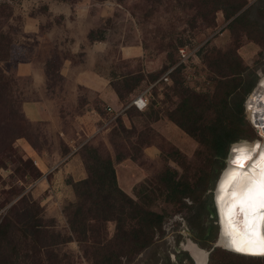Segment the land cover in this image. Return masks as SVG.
Listing matches in <instances>:
<instances>
[{
  "label": "rangeland",
  "instance_id": "1",
  "mask_svg": "<svg viewBox=\"0 0 264 264\" xmlns=\"http://www.w3.org/2000/svg\"><path fill=\"white\" fill-rule=\"evenodd\" d=\"M187 1L0 0V224L7 223L5 230L0 232V264H92L95 253L91 245L95 241L106 244L102 249L104 252L119 254L118 264H195L184 248L187 241L209 252L215 248V259L219 264H264V256H241L216 245L220 227L213 190L227 164L232 145L221 163L213 162L207 148L177 125L189 126V120L177 111L180 94L176 91L179 87H187L200 94L220 95L226 83L217 79L228 67L222 55L234 48L242 63L255 69L258 81L264 73V12L254 23L243 19L241 23L230 25L234 17L226 19L219 10L213 23L205 24L197 19L192 25L195 11L184 7ZM255 1L247 0L239 13ZM37 26L42 31L57 28L59 35L63 30H72L81 36L93 31L97 39H88L89 43L100 45L106 51L96 68L106 74L121 93L120 107L131 124H125L122 119L123 130L117 119V116L121 117L119 113L105 125V132H97L102 127H94L78 138L69 129L65 131L67 136L77 137V143L83 142L78 152L84 166L91 163L87 149L83 148L85 145L96 149L102 157H111L116 164L130 158L134 169L132 182L127 183V168L118 166L119 187L130 186L128 195L143 207L165 215L162 230L156 232L151 244L138 254H128L127 248H120L112 241L116 225L113 220L104 224L88 220L95 227L90 233L93 236L86 242L77 240L69 226L77 200L72 180L66 179L73 194L62 191L56 195L50 188L37 189L41 174L19 141L26 140L32 147L50 152L55 148L65 151V148L63 140L42 123H30L23 116L21 103L33 98L34 92L30 78L15 73V63L26 58L46 59L53 88L63 90L57 74L62 60L77 61L83 55L82 51L70 55L69 36L66 43L37 39ZM54 34L58 35L57 32ZM180 44L190 56L166 82L161 77L177 63ZM129 47H138L140 54L135 58L124 57L121 51ZM149 88V108L143 112L135 107L128 109L131 99ZM78 112L76 108L68 111V115L72 118ZM244 114L246 137L237 142L263 140L245 105ZM105 117L109 119L110 114ZM156 118L170 121L177 132L165 127L164 123L154 125ZM91 133L93 136L87 139ZM146 146L156 148L154 157L143 154ZM168 169L176 170L191 182L199 175L203 176L195 203L187 198L185 205L164 200L160 178ZM202 187L208 189L203 192ZM25 192L30 194L35 206L18 201ZM56 199L59 200L57 204L54 203ZM49 202L53 203L50 207ZM26 206H33L34 214L40 217L37 223L41 232L26 234L22 230L17 212ZM200 227L208 232H201Z\"/></svg>",
  "mask_w": 264,
  "mask_h": 264
},
{
  "label": "trees",
  "instance_id": "2",
  "mask_svg": "<svg viewBox=\"0 0 264 264\" xmlns=\"http://www.w3.org/2000/svg\"><path fill=\"white\" fill-rule=\"evenodd\" d=\"M246 4L247 0H188L184 7L195 11L192 25L197 19L205 24L213 23L215 13L219 10L224 13L226 19L234 17L230 25H236L244 20L254 23L258 20L257 17L264 12V0L255 1L239 13ZM254 13L257 15H253ZM257 29H260V26ZM0 35L2 36V34ZM88 38L90 40L97 39L93 35V31L88 33ZM182 46L180 44L177 50ZM6 56L4 55V57ZM222 57H225L228 67L227 72L222 73L217 79L220 83H226L220 95L213 97L210 93L200 94L187 87L176 89L180 94V104L177 106V111L189 120V126L184 123H177V125L205 146L211 155V160L216 163H221L227 156L231 145L246 137L244 135L247 130L244 99L257 81L255 69L242 63L236 48L229 49ZM180 66L182 63L172 69L169 73V79L170 75ZM114 89L120 98L121 93L116 87ZM148 108L149 104L146 109ZM117 119L121 128L125 130L122 118L117 116ZM83 148L87 149L91 163H86L85 169L88 173L86 178L72 183L77 200L69 220L71 231L76 235L79 242H86L93 236L90 233L95 231V227L88 223V220H95V223L103 222V224L113 220L116 225L112 241L116 242L120 248H127L128 254L140 253L151 244L153 235L162 230L165 215L143 207L139 201L133 199L119 187L114 160L111 157H102L96 149H91L86 145ZM219 168L221 169L223 166ZM160 180L162 182L161 194L164 200L172 204L181 202L182 205H185V198L189 199L191 203H195L198 199L196 191L203 184V176L199 175L195 182H191L187 177L179 175L174 169H168L164 172ZM207 189L208 187H202L201 191L204 192ZM138 198L140 199L139 195ZM18 201L20 203L30 202L31 205L35 206L28 192L22 194ZM33 206L32 208L26 206L17 212L23 225L22 230L26 234L42 231L38 228L39 224L37 223L40 217L34 214ZM5 217L7 219V215ZM6 226L7 223H1L0 232L4 231ZM200 231L207 233L208 229L204 230L200 227ZM203 233L201 234L203 235ZM94 236L98 238V235ZM105 245L100 244L99 241L92 243L91 246L95 253L92 264L120 263L119 254L102 250L106 247ZM6 264L10 263L7 262ZM208 264H219V260L215 259V248L209 252Z\"/></svg>",
  "mask_w": 264,
  "mask_h": 264
},
{
  "label": "crops",
  "instance_id": "3",
  "mask_svg": "<svg viewBox=\"0 0 264 264\" xmlns=\"http://www.w3.org/2000/svg\"><path fill=\"white\" fill-rule=\"evenodd\" d=\"M54 32H57L58 35H55ZM88 33L84 32L81 36L72 30H63L59 35L57 28H52L49 31H42L39 26L36 28L37 39L44 42L54 40L55 43L57 41L66 43V38L69 36L70 40H68L67 46L70 55L79 51L83 53L81 60L74 61L71 58L62 60L57 74L63 83V90L53 88L51 75L48 74L46 67V59H20L14 66V71L18 76L30 78L31 88L34 92L33 98L25 99L21 103L20 109L23 116L30 123H42L64 143L65 151L55 148L50 152L34 148L26 140L19 141L26 156L33 160L41 174V178L36 183L37 189L50 188L56 195L62 191L72 192L71 184L66 179L76 182L87 176L83 160L78 152L83 142L77 143L78 138L94 127H102L97 132H105V125L118 113L125 124H131L125 110L120 107V99L111 81L106 74L96 68L101 63L106 51L101 49L100 45L91 46ZM121 54L126 58H135L140 54V51L138 47H129L123 49ZM76 108L79 109V112L71 118L68 111H75ZM109 114L110 117L107 119L105 116ZM68 118H70L69 122ZM157 123H164L165 127L177 132L175 131L176 126L170 121L158 118L154 121V125ZM65 129H69L78 138L67 136ZM92 136L93 133L88 135L87 139ZM142 152L147 157H154L157 151L153 146H146ZM130 161H132L130 158L119 161L117 164L114 161L118 180V166H125L129 178L127 183L132 182L134 169ZM121 188L127 193L131 190L130 186L122 185ZM54 203H59V200L56 199ZM52 204L49 202L48 206L50 207Z\"/></svg>",
  "mask_w": 264,
  "mask_h": 264
},
{
  "label": "snow or ice",
  "instance_id": "4",
  "mask_svg": "<svg viewBox=\"0 0 264 264\" xmlns=\"http://www.w3.org/2000/svg\"><path fill=\"white\" fill-rule=\"evenodd\" d=\"M259 147L256 145V149ZM238 152L239 155L233 160V164L237 168L247 167L253 159V154H249L246 148H241ZM256 167L260 169L256 180L248 177L246 181V173H231L221 185L222 195L219 201H224L231 188L230 207L227 212L222 208L221 214L224 235L230 238L229 243L235 246L237 251H244L245 246H248L264 255V232L258 230V225L264 222V215H260L264 212V155L260 156Z\"/></svg>",
  "mask_w": 264,
  "mask_h": 264
},
{
  "label": "bare ground",
  "instance_id": "5",
  "mask_svg": "<svg viewBox=\"0 0 264 264\" xmlns=\"http://www.w3.org/2000/svg\"><path fill=\"white\" fill-rule=\"evenodd\" d=\"M264 73L261 74L260 80H261V88L257 90L256 92L252 93L249 97L250 103L253 100V104L249 105L248 107V114L251 120L254 122L261 123L258 121L257 116H264ZM255 102V103H254ZM248 105V104H247ZM259 118V117H258ZM257 130L259 131L260 136L263 138V140H255L252 142L248 141H240L236 142L231 146V149L229 151V156L227 160V164L225 168L222 170L219 179L216 183V192L214 195L216 208L218 212V220H219V240L218 245L232 250L235 253L247 255V256H255V257H261L264 255L259 254L255 249L249 248L248 246H245L244 251H237L235 246L231 245L229 243L230 238L226 237L224 235V230L222 227L221 222V214H222V208L224 212H227V209L230 207L231 204V188L228 190V194L225 195L224 201H219V197L222 195L221 192V185L225 182V180L228 179L231 173L238 172L241 175L247 174L245 176V180L247 181L248 177H251L252 180L258 179L259 171L260 169L256 167L257 162L259 161V158L261 155H264V128H261V126L257 127ZM256 145H259V149H256ZM241 148H246L248 150L249 154H253V159L248 163L247 167L244 168H237L233 164V160L239 155L238 150ZM239 179V177L237 178ZM250 183V181H248ZM235 183V181H233ZM260 215H264V212L260 213ZM258 230L261 232H264V222H261L258 225ZM184 248L186 251L189 252L191 258L195 261V264H205L206 261V253L205 250H201L197 248L194 243L191 241H187L186 244H184Z\"/></svg>",
  "mask_w": 264,
  "mask_h": 264
},
{
  "label": "built area",
  "instance_id": "6",
  "mask_svg": "<svg viewBox=\"0 0 264 264\" xmlns=\"http://www.w3.org/2000/svg\"><path fill=\"white\" fill-rule=\"evenodd\" d=\"M189 56H190V54L183 47L179 48L178 49V61H177L176 65H178L180 63L183 64L184 61H186L189 58ZM174 67L168 69L163 74V76L161 77V79H163L164 81L168 82L169 81V73L172 71V69ZM150 88L149 89H145V90L141 91L140 93H138L137 95H135L131 99V101L129 102V104L127 105V107L132 106V107H135L139 111H144L148 107V104H149L148 95L150 93ZM108 110H110V109H108ZM118 114L114 115L113 118H115Z\"/></svg>",
  "mask_w": 264,
  "mask_h": 264
},
{
  "label": "water",
  "instance_id": "7",
  "mask_svg": "<svg viewBox=\"0 0 264 264\" xmlns=\"http://www.w3.org/2000/svg\"><path fill=\"white\" fill-rule=\"evenodd\" d=\"M260 88H261V80H260V78H259V80L257 81L256 85H255L254 88L252 89L251 94L254 93V92H256L257 90H259ZM251 94H250V95H251ZM250 95L248 96L247 100L244 102V105H245V107H246L247 109H248L249 105L253 104V100H252L250 103H248L249 100H250V99H249ZM254 103H255V102H254ZM247 104H248V105H247ZM258 117H259V118H258ZM257 119H258V121H260L261 123H258V122L256 123V122H254V121L252 120V123H253L254 127L257 128L258 126H261V128H264V116H262V115H261V116H257ZM258 133H259V131H258ZM228 156H229V154H228ZM219 176H220V175H219ZM218 179H219V177H218ZM218 179L216 180V183H217ZM216 183H215V186H216ZM215 192H216V188L214 187V190H213L214 195H215ZM214 204H215V208H216L215 199H214ZM216 213H217V217H218L217 208H216ZM218 224H219V220H218ZM218 236H219V233H218ZM218 240H219V237H217L216 245H218ZM192 243H193V242H192ZM194 245H195L197 248L203 250L202 248L198 247L197 244L194 243ZM224 249H226V250H228V251H230V252H233V251L230 250V249H227V248H224ZM205 253H206V261H205V264H207L209 251H206V250H205ZM233 253H234V252H233Z\"/></svg>",
  "mask_w": 264,
  "mask_h": 264
}]
</instances>
